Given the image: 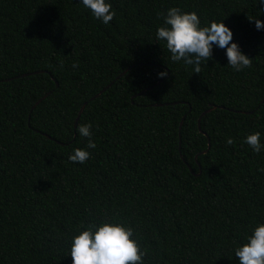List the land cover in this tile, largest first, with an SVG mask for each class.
<instances>
[{
	"label": "trees",
	"instance_id": "16d2710c",
	"mask_svg": "<svg viewBox=\"0 0 264 264\" xmlns=\"http://www.w3.org/2000/svg\"><path fill=\"white\" fill-rule=\"evenodd\" d=\"M111 2L105 25L79 0H0V264H72L77 230L113 216L143 264H238L264 222V150L244 142H264V4ZM173 6L223 20L251 65L216 45L199 73L172 61L156 30ZM87 123L96 147L73 162Z\"/></svg>",
	"mask_w": 264,
	"mask_h": 264
},
{
	"label": "clouds",
	"instance_id": "9594fccd",
	"mask_svg": "<svg viewBox=\"0 0 264 264\" xmlns=\"http://www.w3.org/2000/svg\"><path fill=\"white\" fill-rule=\"evenodd\" d=\"M79 3L105 25L115 16L111 0H79ZM260 3L264 4V0ZM255 27L258 31L264 30V20L255 19ZM156 40L166 44L172 61L183 60L184 64L192 65L196 73L200 71L201 61L212 58L214 45L225 49L227 64L234 71L239 72L251 65V58L233 40V30L229 25L222 20L201 26L196 11H182L175 6L168 8L163 15V24L156 30ZM159 75L163 77L166 72ZM91 129V123L77 128L79 135L88 138V142L85 148H75L69 154V160L84 163L89 158L88 149L96 147L91 139ZM260 136L259 132H253L244 139L257 153L264 150ZM225 143L231 145L233 139L227 137ZM244 241L234 250L238 264H264V222L257 223ZM70 255L72 264H143L145 251L133 236V228L113 216L78 229L71 238Z\"/></svg>",
	"mask_w": 264,
	"mask_h": 264
},
{
	"label": "water",
	"instance_id": "95a60500",
	"mask_svg": "<svg viewBox=\"0 0 264 264\" xmlns=\"http://www.w3.org/2000/svg\"><path fill=\"white\" fill-rule=\"evenodd\" d=\"M113 83H114V81L110 82L106 87H104V88H103L102 90H100L98 93H96L95 95H93V96L91 97V99H94V98L98 97L101 93H103L106 89H108ZM147 90H148V89H145V90L139 92V94H141V93H143L144 91H147ZM262 101H264V98H263ZM39 102H40V100H38L36 104H38ZM85 105H86V102H85V104L82 106V108H81V110H80V112H79V114H78V117H77V120H76V123H75V127H77L78 119H79V117H80V115H81V113H82V111H83ZM216 107H217V105H213L212 107L206 109L205 111H203V112L201 113V115H200V117H199V120H198V122H199V126L201 125V118H202L207 112H210L211 110L215 109ZM184 119H185V116L182 118L181 125L183 124ZM75 135H76V134H75ZM209 147H210V138H209ZM207 151H208V149L203 150L202 152L205 153V152H207ZM190 168H191V167H190ZM200 173H201V171H200L198 174H200Z\"/></svg>",
	"mask_w": 264,
	"mask_h": 264
}]
</instances>
